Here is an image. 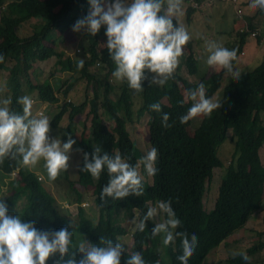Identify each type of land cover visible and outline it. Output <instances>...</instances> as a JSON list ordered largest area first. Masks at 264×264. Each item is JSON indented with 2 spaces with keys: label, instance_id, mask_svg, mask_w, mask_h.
I'll use <instances>...</instances> for the list:
<instances>
[{
  "label": "trees",
  "instance_id": "16d2710c",
  "mask_svg": "<svg viewBox=\"0 0 264 264\" xmlns=\"http://www.w3.org/2000/svg\"><path fill=\"white\" fill-rule=\"evenodd\" d=\"M212 1L182 0L181 7L183 2L188 6L185 7L187 23H192L205 2ZM88 7L87 0H0V72L9 73L7 89L11 100L10 110L21 112L17 98L21 96L25 84L29 90L37 93L42 103L52 105L60 102L56 89L59 87L56 85L58 80L55 86L47 82L32 83L29 73L39 63L52 58H57L59 62L63 59L65 53L56 49L52 34L58 32L64 35L72 31V25L86 14ZM258 15L264 17V11L259 9L255 16L246 17L245 28L238 30L234 36L236 54L231 58L233 67L244 52L247 38L252 32H258V42L264 40V27L259 28L255 24ZM177 22L173 18L174 26ZM25 24L31 26L30 34L20 36L19 31ZM105 39L103 27L95 36L85 33L81 51L77 55L79 59L63 63L64 71L73 76L79 75V78L86 79L93 86V98L81 105H75L66 99L49 124L53 129L63 128L61 122L68 114L64 137H76L72 132V129H76L75 119L88 106L90 108L89 117L93 130L90 128L89 139L85 141L76 137L82 154L78 180L80 186L71 185V188L77 196L74 203L80 204L90 196L95 197L100 217L94 223L86 216L84 208L78 206L80 232L92 244L99 245L100 237L119 243V238L128 234L132 212H138L139 220L152 204L158 200H168L180 217L181 222L176 227L188 232L195 231L197 234V244L188 257V264H203L210 253L245 228L262 207L264 167L260 164V150L264 147V56L261 63L252 70L232 77L223 87L220 103L207 112H200L202 120L194 133L189 130L192 128V117L184 123L179 119L186 114L192 103L187 99V91L197 87L196 83H190L180 75L183 68L189 75L199 72V61L192 51V40L187 42L189 53L178 58L175 70L163 85H149L152 74L146 72L148 79L141 81L140 107L150 117V147L155 146L158 150L155 165L157 172L152 176L153 185L146 187V182L142 179L144 191L140 196L129 195L123 199L105 197L101 201L100 189L107 184L108 175L105 171L98 178H93L88 172L81 171L83 154L88 153L91 159V153L99 147L101 152H108L109 155L120 154L132 165L140 160L127 129L128 123L135 121L132 111L134 95L127 83L122 87L121 83H116L117 92L122 89L121 94L116 100L111 97L114 90L109 81L110 77L114 79L112 71L115 66L107 49L99 46ZM80 59H83V65L77 68ZM96 64L106 71L103 79L91 72ZM230 71L223 65L220 72L201 78L202 82L212 78V85L205 93L214 96L221 88L224 76ZM21 77L26 80L22 81ZM75 81L77 80L71 79L64 84V98L71 92ZM179 83L184 85L186 98ZM32 101L34 105L35 102ZM153 103L160 104V112L150 109L149 106ZM101 109L106 119L114 123L113 126L104 123ZM161 113L168 114L167 127L161 123ZM228 140L233 142L234 152L226 164V173L221 180L215 207L207 212L203 204L208 192L206 185L212 181L214 169L225 166L218 156V150ZM14 172L18 173L19 178L13 177L7 184L3 183L7 186L2 197L6 195L4 202L8 213L17 215L20 211V216L26 221H33L37 229L58 230L63 227L73 235L71 219L38 180L37 175L23 166L18 156L0 158V181L11 177ZM122 221L126 225L121 224ZM262 221L264 226V216ZM145 223L144 232L135 229L133 250L122 253L120 264H125L127 256L135 251L141 253L145 264H180L176 259V253L180 250V236L177 235L164 245L160 235L151 236L156 223L155 217ZM257 237V243L238 250L237 255L230 257L226 264H257L264 251V231L257 233ZM78 247L73 245L71 237L69 253L65 259L69 255L79 259L82 254L77 250ZM240 252H246L248 259L244 260L239 255ZM55 260L56 257H50L46 264H54Z\"/></svg>",
  "mask_w": 264,
  "mask_h": 264
},
{
  "label": "clouds",
  "instance_id": "9594fccd",
  "mask_svg": "<svg viewBox=\"0 0 264 264\" xmlns=\"http://www.w3.org/2000/svg\"><path fill=\"white\" fill-rule=\"evenodd\" d=\"M87 4L86 14L74 22L72 31L83 30L89 36H95L103 27L106 37L103 45L115 66L112 77L117 81H126L128 87L136 92L142 90L141 81L148 79L146 72L154 74L149 85H163L175 70L178 58L189 53L182 54V46L190 40L189 32L178 22L175 26L173 24V18L176 20L181 14L182 0H87ZM248 6L264 11V0H249ZM206 51V64L220 63L230 69L234 77L239 75L231 61L236 54L235 47L210 40L206 42ZM75 53L79 54L77 50ZM82 65L83 59H80L77 68ZM96 67L101 68L99 64ZM187 99L192 103L186 114L179 118L181 123L201 111L207 112L221 101L219 97L206 94L203 84H198L195 90H188ZM10 103L9 98H0V158L18 156L24 166L35 165L42 159L48 178L55 179L59 172L68 168L75 140L68 137L62 142L59 137H50L49 119L43 114H31L33 101L29 95L17 98L21 112L10 110ZM149 107L160 112L159 103ZM168 118L167 113H161L164 127L168 126ZM157 158L155 146L150 147L136 165L128 163L127 158L118 153L109 155L97 147L91 153V159L88 153L83 154L81 171L88 172L93 178L106 171L108 181L100 189V200L105 197L123 199L143 193L138 169L142 165L148 176L155 175ZM145 185L151 186L153 182H146ZM158 211L164 218L154 223L151 236L160 235L161 243L167 245L179 235L180 250L176 259L180 264H188V257L197 244V234L176 227L181 221L170 201L158 200L156 206L148 208L138 221L133 217L135 229L144 232L145 222L153 220ZM71 237L72 232L67 228L40 230L33 221H26L19 214L10 215L7 205L0 199V264H46L50 257H56L54 264H120L122 253L127 252L120 242L100 237L99 245L84 241L77 248L82 254L79 259L74 255L65 259ZM239 255L244 260L248 259L246 252ZM125 264H145V260L139 251H135L127 256Z\"/></svg>",
  "mask_w": 264,
  "mask_h": 264
},
{
  "label": "rangeland",
  "instance_id": "374dc122",
  "mask_svg": "<svg viewBox=\"0 0 264 264\" xmlns=\"http://www.w3.org/2000/svg\"><path fill=\"white\" fill-rule=\"evenodd\" d=\"M241 2L242 0H237L235 4L224 0L223 1L213 0L212 3L205 2L201 8L202 10L198 11L197 14L195 15V21L192 20L191 24H188L186 21L185 7L187 8L188 6L183 2V5L181 7L182 9L181 14L177 17V20L178 23L183 25L186 28V30L189 32L190 34L189 41L192 40L191 41L192 51L193 53H195V57L200 60L198 65L199 72L196 75L191 76L184 68L181 71L182 78L186 79L190 83H196L197 85L203 84L204 90H207L212 85V78L206 79L205 82H201L200 79L203 77H208L211 73L220 72L223 68V65L215 62L212 65H208L205 63L208 54L206 51V42L210 40H219L228 44L229 46L234 47V36L236 34V29L238 28L240 30V28L241 29L245 28L244 26L245 24L242 25L241 21L246 20V17L255 16L256 12L259 10L258 8L249 7L247 8L249 12L244 11ZM239 9L241 10V14L244 15L243 20H241V18L238 16ZM219 10H222L224 14ZM205 14H208V17H206ZM198 16L199 19H197ZM256 23H257L256 24L257 27L261 26L263 28L264 17L258 15V17L256 18ZM30 27L31 26H28V24H25L23 26V29L19 31L20 36L29 35L31 29ZM68 33H71V30L68 31ZM249 38L252 39L254 43L257 41V39L255 37H252L251 34L249 35ZM105 41L106 40L101 41V45H99L101 49L104 47L103 43ZM57 43L60 44L59 42ZM76 43L77 42H74L75 49H77V51L80 52L82 46H79V48H77ZM68 47H69V43L64 48L66 49L65 52L67 53L64 59H66L67 57L72 58L71 55L72 49L71 48L68 49ZM261 53L258 56L256 55L249 56V54L246 53V51L244 50V54L240 57L238 61H236L234 68L238 70L239 73L241 72L245 73L252 70L254 67H256L258 64L261 63L262 57L264 56V54ZM56 60L57 58H52L48 60L47 63H39L35 65L34 69L29 73V78L32 81V83L49 82L53 86H55V83L58 80L56 85L59 87H56V89L57 92L59 93L58 94L60 99L59 103L52 105L48 104L47 107L43 108L42 104L44 103L40 101V99L37 96V93L29 90L26 84L23 85V90L21 94V96L29 95L31 99H34L35 104L32 105V109H31L32 115L38 116L39 114H43L47 116V118L49 119V124L54 118L55 114L59 112L61 106L63 105L64 101H66V99L70 103H73L75 105H81L87 100L93 98V86L88 84L86 79L79 78V75L73 76L72 74L67 73L64 70H60L59 69L60 67L56 64L57 62ZM91 72L100 79H103L106 75V71L103 70L102 67L99 68L93 66ZM232 77L233 75L231 74V71L224 76L221 88L214 94V96L219 98L221 97L223 87L227 83H229ZM8 78H9L8 71L0 72V98L10 99V94L7 89ZM21 78L22 81L26 80L25 77H21ZM71 79H76L77 81L74 82V86L71 89V92L67 95L66 98H64V96L62 95L63 93L62 90L65 89L64 84L66 82H69ZM109 82L113 86V90H114L111 94V97L114 100H116L122 91L121 89L120 91L117 92L116 83H121L120 86L122 87L126 82L117 81L115 78L112 81L111 77ZM179 88L182 90V94L186 98V91L182 83H179ZM130 91L134 95L132 111L135 121L133 123H128L127 129L130 133L134 147L138 151L139 156L141 157L150 148L149 133H148L149 130L148 122L150 117L146 115L145 111L140 107L142 105L141 91L136 92L133 89H130ZM100 112L102 114V120L104 121V123L110 127L113 126L114 123L106 119V115L103 109H101ZM89 113H90V108L88 106L83 111L82 114L76 117L75 119L76 129L75 130L72 129L74 136L78 138H83V140L85 141H88L92 129ZM201 120H202V114L200 112L192 116V128L189 129L190 133H194V130L199 126ZM61 126L63 128H57V129L50 128L49 136L53 138L59 137L61 141L64 142L66 140V138L64 137V128L68 126V114H66L63 117ZM229 136H231V132L229 133ZM76 137H72V139L75 140V144L72 146V150L69 154L68 168L66 170L59 172L55 179L48 178L47 171L44 167V161L42 159L38 161L35 165L25 166L28 169H30L33 173L38 174L41 177L44 186L54 197H56L57 203L59 204L60 208H62L64 202H67L68 204L75 202V198L77 196L74 194L71 185H74L75 187L80 186L78 180L80 178L79 168L81 166L82 154H81V150L79 149L78 143L76 142ZM233 152H234V144L229 140L218 150V156L223 161L225 166L214 169L212 181L207 183L206 185V187L208 188V192L206 197H204L203 199V204L205 205L204 207L207 211H211L216 204L221 180L223 179L226 173L225 167L228 161L230 160ZM260 156H261L260 164L261 166L264 167V147L260 150ZM139 174L141 175V178L145 182H152V176L147 175L142 165L139 168ZM13 177H15V179L19 178L18 173L14 172L11 177L4 178L3 181H0V199H2L3 201H5L6 195H4V197H2V195L7 188V186L3 185V183L7 184L10 180L13 179ZM262 191H263L262 193L263 201H262L261 209L258 210L252 216L250 221H248V223L246 224L245 228L235 233L232 237H230L227 240V242H223L217 249H215L212 253H210V255L206 258L203 264H226V262L228 261V259H230V257L232 258L235 257V255H237L238 250L249 248L258 242L257 233L264 231V226L262 221V218L264 216V183H263ZM84 197L86 198L87 195H84ZM22 201L23 204H25V200L22 199ZM72 206H74L72 210L68 211L64 209L62 211L67 212L69 214L71 221L74 224V230L72 235L73 245L80 246L84 241L88 243L89 241L86 238H84L82 233L80 232L77 210L75 209V205ZM80 206L84 208L85 214L88 218H90L94 223L98 222L100 217L99 208L97 203L94 202V199L91 196L88 199H85L82 203H80ZM155 206L156 203L151 205V207H155ZM17 211H19V209ZM18 214L19 215L21 214L20 211L17 213V215ZM132 215H133L132 219L133 217H135L138 221V212L136 210L132 212ZM163 218L164 216L161 215L158 211L157 215L155 216V221L160 222ZM122 223H124V221H122L121 224ZM123 225H126V223H124ZM128 231L129 233L123 238H121L120 244H122L123 248L126 249L127 252H131V250L133 249L132 234L133 232H135V225L133 224L132 221L128 224ZM262 241H264V237ZM260 256L261 258L257 260L258 261L257 264H264V251L260 254Z\"/></svg>",
  "mask_w": 264,
  "mask_h": 264
},
{
  "label": "crops",
  "instance_id": "0c3cea01",
  "mask_svg": "<svg viewBox=\"0 0 264 264\" xmlns=\"http://www.w3.org/2000/svg\"><path fill=\"white\" fill-rule=\"evenodd\" d=\"M213 2V1H212ZM211 2V3H212ZM241 4H242V6H243V8H244V11H247V12H249L248 10H247V8H249V0H242V2H241ZM219 11H221L222 12V10H219ZM223 13V12H222ZM224 14V13H223ZM206 15V17H208V14H205ZM197 19H199V16L197 17ZM36 20H33V22H35ZM194 21H195V17H194ZM255 22H256V19H255ZM241 24L242 25H244V24H246V21L245 20H243V21H241ZM255 24H257V23H255ZM257 26V25H256ZM259 28H262L261 26H259ZM238 28L236 29V33L238 32ZM86 32L85 31H83V30H81L80 32H73V31H71V33H65L64 35H60L59 33H53L52 34V39L56 42V49L58 50V51H62V52H64L65 53V56L63 57V59L59 62L58 60H56L57 62H56V64L60 67L59 69L60 70H63V63H65L66 61H68V60H75V59H79L78 57H77V54L75 53L76 52V50L77 49H75V45H74V42H77L76 43V46H77V48H79V46H81V45H83V39H84V34H85ZM236 35V34H235ZM75 38V39H74ZM74 39V40H73ZM235 39V38H234ZM106 40V39H105ZM57 42H59L60 44H58ZM73 42V43H72ZM69 43V47H68V49L69 48H71L72 50H71V55H72V58H70V57H67L66 59H64L65 57H66V55H67V53L65 52V50L66 49H64L65 47H66V45ZM255 43H257V44H255ZM253 42V40L252 39H250L249 37L247 38V41H246V44H245V47H244V50L246 51V53H248L249 54V56H253V55H256V56H258L261 52L264 54V47H263V45H264V40H262L261 42H258V40L256 41V42ZM187 43L184 45V46H182L183 47V52H182V54L184 53V54H187L188 52H189V50H188V47H187ZM68 49H67V51H68ZM187 53H186V52ZM256 52V53H255ZM260 52V53H259ZM261 53V54H262ZM194 55H195V53H194ZM255 56V57H256ZM197 59V58H196ZM240 58H238L237 59V61L239 60ZM200 59H198V61H199ZM42 63H47V61H45V62H42ZM236 64V63H235ZM216 70V69H215ZM207 78V77H206ZM202 82V81H201ZM46 83V82H45ZM47 83H49V82H47ZM40 84H44V83H40ZM50 84V83H49ZM50 85H52V84H50ZM53 86V85H52ZM32 100H34V99H32ZM42 106H43V108H45V107H47V104H42Z\"/></svg>",
  "mask_w": 264,
  "mask_h": 264
},
{
  "label": "bare ground",
  "instance_id": "6f19581e",
  "mask_svg": "<svg viewBox=\"0 0 264 264\" xmlns=\"http://www.w3.org/2000/svg\"><path fill=\"white\" fill-rule=\"evenodd\" d=\"M45 104H49V103H45ZM37 175V177H38V180L40 181V182H42V179H41V177L38 175V174H36ZM42 176V175H41ZM43 177V176H42ZM43 184V183H42ZM4 187V186H3ZM6 187V186H5ZM2 191H4V190H2ZM56 198V197H55ZM93 199H94V202L96 203V200H95V197H92ZM57 200V199H56ZM72 205H75V209L77 210V214H78V206H80V204H77V203H74V202H72V203H70V204H68L67 202H64V205L62 206V208H63V210L64 209H66V210H68V211H70V210H72L73 209V207L74 206H72ZM80 207H82V206H80ZM66 214H67V216L70 218V216H69V214L66 212ZM71 219V218H70ZM72 224H73V222H72ZM73 227H74V224H73ZM74 230V229H73Z\"/></svg>",
  "mask_w": 264,
  "mask_h": 264
},
{
  "label": "built area",
  "instance_id": "2783aa9c",
  "mask_svg": "<svg viewBox=\"0 0 264 264\" xmlns=\"http://www.w3.org/2000/svg\"><path fill=\"white\" fill-rule=\"evenodd\" d=\"M224 1H227V2H232V3H236L237 2V0H224ZM238 16L242 19L243 18V15L241 14V10L239 9L238 10ZM238 17V18H239ZM252 37H257V35H258V32H252Z\"/></svg>",
  "mask_w": 264,
  "mask_h": 264
}]
</instances>
